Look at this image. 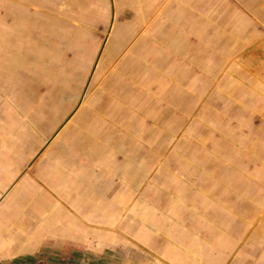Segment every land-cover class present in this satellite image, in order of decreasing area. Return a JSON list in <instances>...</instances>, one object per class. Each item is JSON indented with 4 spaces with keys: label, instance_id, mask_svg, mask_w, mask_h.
I'll use <instances>...</instances> for the list:
<instances>
[{
    "label": "crops",
    "instance_id": "0c3cea01",
    "mask_svg": "<svg viewBox=\"0 0 264 264\" xmlns=\"http://www.w3.org/2000/svg\"><path fill=\"white\" fill-rule=\"evenodd\" d=\"M132 2L89 96L43 92L29 62V6L70 0H0V264L34 263L47 248L69 253L56 261L125 249L142 264L247 259L235 231L252 228L245 182L251 165L263 170L264 0ZM136 93L160 104L159 122L149 105L134 109ZM156 128L174 151L164 165L207 173L141 186L139 149L156 148Z\"/></svg>",
    "mask_w": 264,
    "mask_h": 264
},
{
    "label": "rangeland",
    "instance_id": "374dc122",
    "mask_svg": "<svg viewBox=\"0 0 264 264\" xmlns=\"http://www.w3.org/2000/svg\"><path fill=\"white\" fill-rule=\"evenodd\" d=\"M132 3V0H122L121 9L118 7L120 5H118L117 0H70V3L59 5L29 6L34 12L30 16L31 19H29V26L27 27L30 32L28 35V44L30 45L29 62L38 65V74L43 81V84H40L42 91L89 96L101 92L100 87L103 78V75L100 74L101 66L111 59L110 57L113 55V52H111L112 47L116 48V42L113 38L106 49V38L110 36L111 32L109 33V30L114 27L119 10L122 11L125 18L132 16L134 8ZM38 13H42V16ZM39 25L42 26L41 29L36 27ZM134 76L136 78L140 77L137 74ZM135 81H138V79ZM108 92L115 93V90L109 89ZM133 99L134 109H138L141 103H145L146 106L149 105L151 112L154 115L156 114L157 122H159L158 107L160 104L158 102L151 98L143 99L138 93L133 96ZM77 103H80V101ZM188 103L189 110L192 106L190 102ZM167 115L168 113H165L162 119ZM168 116L170 117V115ZM172 120L175 121L174 114ZM142 133L143 130L141 129V135ZM171 134L174 136V133ZM155 135L157 145L155 149H143L142 146L139 149L141 155L139 183L141 186L148 182L146 179H153L155 176H158L157 178L160 181L164 174L171 178L181 179L207 173L209 167L192 163V161H184L183 164L178 162L164 165L165 156H170L174 151L163 146L164 142L161 139L164 138L165 132H160L156 128ZM194 136H196V133H194ZM148 152H150L151 158L149 163L145 162L146 159H144L149 154ZM199 152L201 154L202 149H194L193 151L195 155H198ZM179 155L184 156L182 152ZM250 176L251 179L247 177L245 185L248 192L246 203H249L251 207L252 228L237 229L235 231L236 251L238 249L239 253H247V259L238 261L239 258L243 257L236 255L237 257L233 260L220 261L219 264H259L260 254L263 256L264 264V149L261 174L257 166L251 165ZM160 183H163L161 187L165 188L164 180ZM236 188H239L238 185ZM125 215L127 214L125 213ZM131 252H133L132 249H125L122 254H118L117 259L114 258V255L112 260L111 255H108L109 257L105 261H70L68 259L56 261L51 258L54 259L57 254H60L61 258L68 257L69 253L47 248L42 255L45 259L34 261V263L24 262L23 264H142L144 262V260H140L141 257H139V260L135 256L129 258ZM121 257L124 260H121ZM156 262L166 264V262L160 260Z\"/></svg>",
    "mask_w": 264,
    "mask_h": 264
}]
</instances>
